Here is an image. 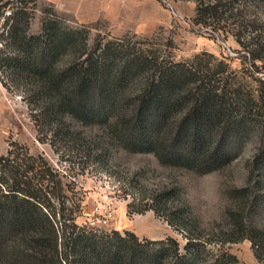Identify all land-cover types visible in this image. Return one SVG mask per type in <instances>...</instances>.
<instances>
[{"label": "rangeland", "instance_id": "374dc122", "mask_svg": "<svg viewBox=\"0 0 264 264\" xmlns=\"http://www.w3.org/2000/svg\"><path fill=\"white\" fill-rule=\"evenodd\" d=\"M151 1L159 7L154 16L160 22L149 32L130 29L126 20L131 16L86 20L78 0H37L27 32L39 33L42 19L52 13L62 26L82 28L86 54L98 55L93 48L98 40L123 54L139 47L175 62L197 55L189 64L199 71L207 65L223 69L221 78L230 93L264 99V0H221L227 19L205 27L192 22L194 0ZM14 3L0 0V22L4 8ZM10 54L0 41V57ZM64 60L60 55L54 65L60 67ZM130 87L128 81L124 92ZM47 96L37 77L0 66V155L14 142L62 174L69 203L80 204L78 226L114 230L124 238V231L133 233L140 255L133 264H147L162 246L158 241L166 237L172 242L163 243L170 250L177 245L181 254L186 241L196 242L189 264H264V159L253 160L264 144V104L251 108L241 136L221 143L230 160L199 173L173 162L160 163L152 152L126 149L124 139L135 129L128 108L102 110L84 123L66 111L51 110ZM178 114L179 109L170 113V123ZM214 141V136L205 139L204 149ZM234 217L240 218L241 228L231 237L245 238L223 240ZM248 235L262 246L256 248L259 259ZM172 263L173 258L163 254L160 264Z\"/></svg>", "mask_w": 264, "mask_h": 264}, {"label": "trees", "instance_id": "16d2710c", "mask_svg": "<svg viewBox=\"0 0 264 264\" xmlns=\"http://www.w3.org/2000/svg\"><path fill=\"white\" fill-rule=\"evenodd\" d=\"M194 1L193 23L205 27L227 19L221 0ZM15 2L4 8L0 22V41L12 51L0 57V66H13L19 73L37 77L51 110L66 111L84 123L102 110L128 108L129 121L135 125L134 133L124 139L129 151L152 152L160 163L208 172L230 160L221 143L241 136L251 108L263 107L261 96L239 97L237 90L230 93L221 78L224 70L218 66L207 65L203 71L191 66L197 55L187 62H175L139 47L123 54L98 40L93 44L98 55L86 54L82 28L64 27L52 13L42 19L39 33L28 34L37 0H30V6L27 0ZM60 55L65 60L57 67L54 58ZM128 81L130 90L124 92ZM178 109L170 123V113ZM210 136L215 141L206 150L204 141ZM9 146L0 155L2 264H133L139 260L133 233L124 231V238L114 230L78 226L75 216L80 204L69 203L62 174L24 146L14 142ZM259 158L264 159V144L253 155L254 162ZM240 228V218L234 217L223 240L245 238L231 237ZM247 238L259 259V243L253 236ZM164 241L172 242L169 237ZM164 241H158L162 246L150 254L147 264H160L163 254L173 258L172 264L194 260L196 242L186 241L181 254L177 245L170 250Z\"/></svg>", "mask_w": 264, "mask_h": 264}, {"label": "crops", "instance_id": "0c3cea01", "mask_svg": "<svg viewBox=\"0 0 264 264\" xmlns=\"http://www.w3.org/2000/svg\"><path fill=\"white\" fill-rule=\"evenodd\" d=\"M78 7L86 9L81 16L86 20H94L98 17L105 19L131 16L130 29L135 33H145L153 29L160 22L156 20L154 11L158 10V5L151 0H78Z\"/></svg>", "mask_w": 264, "mask_h": 264}]
</instances>
